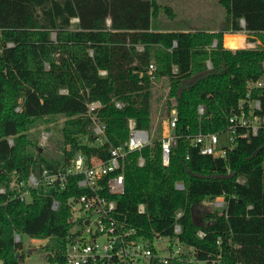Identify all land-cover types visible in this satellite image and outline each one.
I'll return each mask as SVG.
<instances>
[{
	"label": "trees",
	"instance_id": "1",
	"mask_svg": "<svg viewBox=\"0 0 264 264\" xmlns=\"http://www.w3.org/2000/svg\"><path fill=\"white\" fill-rule=\"evenodd\" d=\"M219 3L227 15L217 33L154 29L163 8L156 0H0V186L7 189L0 194V264H23L15 234L48 240L49 259L65 264L74 224L70 198L82 189L71 178L62 191L32 190L27 203L19 198L26 191L21 182L43 169H65L79 151L108 159L110 145L128 140L129 119L150 129L153 83L147 71L152 60L156 82L167 80L166 115L170 99L177 101L179 137L169 166L163 165L158 143L128 156L126 191L118 197L122 220L145 240L174 238V226L180 224L177 237L198 260L264 264V136L238 140L225 159L201 155L189 138L224 129L246 98L248 83L264 76V0ZM226 31L252 33L263 46L224 49ZM214 40L218 46L211 48ZM244 40L238 35L235 45L243 46ZM254 95L262 97L264 112V89ZM89 102L101 104L96 113L107 127L103 146L95 144ZM199 105H204L203 115ZM58 117L65 118L63 148L51 159L31 130ZM178 183L185 188L177 189ZM219 196H225L227 208L207 211L205 201Z\"/></svg>",
	"mask_w": 264,
	"mask_h": 264
},
{
	"label": "built area",
	"instance_id": "2",
	"mask_svg": "<svg viewBox=\"0 0 264 264\" xmlns=\"http://www.w3.org/2000/svg\"><path fill=\"white\" fill-rule=\"evenodd\" d=\"M77 21V20H75ZM242 27L245 23L241 20ZM244 32L245 40L243 46L235 45V37ZM177 43L174 42V46ZM222 45L224 49L236 52L239 49H258L263 46L252 33L247 31H229L224 33ZM8 43L6 47H13ZM218 41L214 40L211 48H216ZM142 49V47H139ZM3 48L0 46V52ZM209 68L212 67L207 61ZM264 67V63H263ZM156 63L154 60L149 64L147 74L152 83H156ZM176 71V68L174 69ZM102 75L106 72L102 71ZM264 89V76L257 81H251L247 86V96L228 118L226 127L219 132H203L189 136L191 144L204 156L225 159L238 140L252 141L259 135L264 136V112L262 109V97L255 96V90ZM168 92L166 101L168 100ZM170 114L160 122V128H139L134 119H129V138L119 146L109 147L108 159L99 156L88 155L79 151L70 160L65 169L56 170L43 169L40 174H31L22 186L26 191L19 198L27 203L32 202V190L44 186L48 191H62L70 185V179L75 178L76 188L82 189V194L72 196L74 224L68 233L65 264H219V259L198 260L192 248L184 247L177 237L181 233L180 224H175V237L169 238V244L157 246V241L145 240L137 229L129 226L122 220V214L118 209V197L126 191V166L127 158L131 153L142 151L149 147L153 148L157 143L160 146L162 162L169 166L173 148L177 144L179 135L176 133L178 122L177 101L170 99ZM121 108V104L117 103ZM101 107L100 102L87 103V114L93 122L95 144L103 146L108 142L106 134L107 127L99 121L97 110ZM17 110H20L18 108ZM199 115L205 112L204 105H199ZM47 135L43 136L47 140ZM10 144L13 141L10 140ZM145 159L139 158V165L143 166ZM264 171V162H263ZM237 182L243 184L245 179L239 178ZM13 186V184H12ZM176 188L183 190V184L178 183ZM7 192L6 187L0 186V194ZM208 202L215 209L224 210L228 203L225 196H219ZM59 202L54 200L52 208L56 210ZM249 209L252 207L249 206ZM145 212V206L140 205L139 213ZM181 214L177 215L179 218ZM200 237L205 233L200 231ZM168 238V237H167ZM15 241L22 243L21 235L15 234ZM218 244L220 241L218 240Z\"/></svg>",
	"mask_w": 264,
	"mask_h": 264
},
{
	"label": "rangeland",
	"instance_id": "3",
	"mask_svg": "<svg viewBox=\"0 0 264 264\" xmlns=\"http://www.w3.org/2000/svg\"><path fill=\"white\" fill-rule=\"evenodd\" d=\"M156 2L163 8L157 12L153 24L154 29H170L171 23L167 19H169V13L173 10L176 14L178 12V18L175 20V23L180 27L196 29L194 30L195 32L211 30L212 32L218 33L223 30L227 13L219 3V0H156ZM158 16L162 17L160 21ZM239 34L244 35L245 33L242 32ZM53 36L56 37L54 34ZM168 89L167 80L153 83V100L151 104L152 124L150 129L156 127L159 129L160 122L166 116L167 101L165 97ZM64 120L65 118L58 117L55 121L48 123L37 122L31 130L32 139L37 140L44 154L51 159L57 158L62 152V127ZM44 135L48 136L47 140L43 139ZM206 210L213 211L214 208L208 205ZM168 239L167 237H162L157 241V246L160 247L169 244ZM21 241L23 247L20 253L24 258L23 264H64L49 259L50 255L46 251V247L49 245L48 240L32 239L27 235L21 234Z\"/></svg>",
	"mask_w": 264,
	"mask_h": 264
},
{
	"label": "crops",
	"instance_id": "4",
	"mask_svg": "<svg viewBox=\"0 0 264 264\" xmlns=\"http://www.w3.org/2000/svg\"><path fill=\"white\" fill-rule=\"evenodd\" d=\"M169 15L170 16H169V19H167V21L169 23H171V28H173V29H175V28H181V29L186 30V31H194V30H196V29H186V28H183V27H180V26L176 25L175 20L178 18V12L176 14V13L173 12V10H171V12L169 13ZM158 18H159V21L162 19V17H160V16H158ZM74 21L75 20H73V23H74ZM75 22H77V21H75ZM107 24L108 25L111 24V20L110 19L107 20ZM158 29H164V28H158ZM172 31H176V30H172ZM226 32H229V31H226ZM226 32H224V33H226Z\"/></svg>",
	"mask_w": 264,
	"mask_h": 264
},
{
	"label": "water",
	"instance_id": "5",
	"mask_svg": "<svg viewBox=\"0 0 264 264\" xmlns=\"http://www.w3.org/2000/svg\"><path fill=\"white\" fill-rule=\"evenodd\" d=\"M205 204H208V202H205ZM31 253V252H30Z\"/></svg>",
	"mask_w": 264,
	"mask_h": 264
}]
</instances>
